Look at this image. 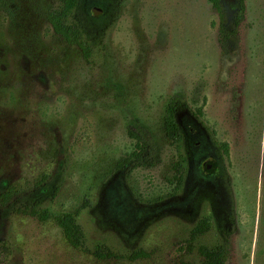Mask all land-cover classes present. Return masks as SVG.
Wrapping results in <instances>:
<instances>
[{
	"label": "rangeland",
	"instance_id": "rangeland-1",
	"mask_svg": "<svg viewBox=\"0 0 264 264\" xmlns=\"http://www.w3.org/2000/svg\"><path fill=\"white\" fill-rule=\"evenodd\" d=\"M246 3L225 54L209 0H83L99 31L86 56L48 21L56 0H0V264L193 262L225 237L214 201L229 189L227 264H264V0ZM177 93L188 106L173 143L164 116ZM129 128L148 151L121 166L136 149ZM30 204L80 209L83 246ZM202 218L210 229L186 248Z\"/></svg>",
	"mask_w": 264,
	"mask_h": 264
},
{
	"label": "trees",
	"instance_id": "trees-1",
	"mask_svg": "<svg viewBox=\"0 0 264 264\" xmlns=\"http://www.w3.org/2000/svg\"><path fill=\"white\" fill-rule=\"evenodd\" d=\"M122 0H115L117 6ZM219 14V41L222 51L229 54L236 47V40L232 36V30L238 27L246 18V0H233L231 5L226 0H209ZM57 4L47 12V18L55 33L60 35L70 44L78 46L81 51L89 56L92 52V43L98 37L99 31L93 27L95 19L82 11L83 0H56ZM187 103L181 99V94L177 93L169 100L164 116V129L166 135L173 143H179L182 138V127L178 121V112L181 108L187 107ZM131 137L136 139V149L128 156L120 160V165L125 166L134 159H140L148 151V143L141 133L129 128ZM142 164V163H141ZM173 174L169 181L176 182L179 189L184 179V160L173 163ZM37 186L39 184H36ZM226 193L224 201H219L215 197L214 204L222 213L227 215L226 226L224 227V239L212 244H200L197 246L198 258L193 262H182L181 264H227L230 256V235L231 224L235 221L233 212V198L230 199L231 189ZM11 191L7 190L1 194V198L8 200L12 197ZM231 206V208H230ZM230 210V211H229ZM25 213L37 217L41 221L53 218L61 227L67 241L74 247H82L85 242V233L78 222L80 209L75 211H65L58 214L49 212L47 209H38L36 204L25 205ZM232 211V212H231ZM210 229L208 218L200 219L193 227L190 237L186 242V248L193 249L199 237ZM145 255V252H140ZM95 254L99 257L113 256V253L106 250L101 245L95 247Z\"/></svg>",
	"mask_w": 264,
	"mask_h": 264
},
{
	"label": "water",
	"instance_id": "water-1",
	"mask_svg": "<svg viewBox=\"0 0 264 264\" xmlns=\"http://www.w3.org/2000/svg\"><path fill=\"white\" fill-rule=\"evenodd\" d=\"M101 10H100V8H96V9H94V13L95 14H98V12H100Z\"/></svg>",
	"mask_w": 264,
	"mask_h": 264
}]
</instances>
